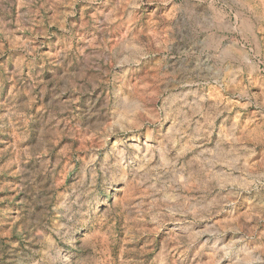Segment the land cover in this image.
Returning a JSON list of instances; mask_svg holds the SVG:
<instances>
[{"label": "rangeland", "instance_id": "374dc122", "mask_svg": "<svg viewBox=\"0 0 264 264\" xmlns=\"http://www.w3.org/2000/svg\"><path fill=\"white\" fill-rule=\"evenodd\" d=\"M0 264H264V0H0Z\"/></svg>", "mask_w": 264, "mask_h": 264}]
</instances>
